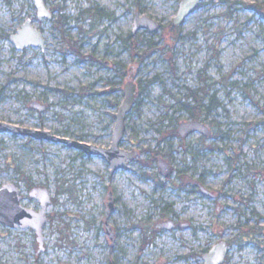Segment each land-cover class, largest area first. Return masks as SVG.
<instances>
[{"label": "rangeland", "instance_id": "374dc122", "mask_svg": "<svg viewBox=\"0 0 264 264\" xmlns=\"http://www.w3.org/2000/svg\"><path fill=\"white\" fill-rule=\"evenodd\" d=\"M179 1L44 0L47 21L32 0H0V122L108 148L131 81L119 146L137 152L110 174L98 155L0 131V187L14 183L34 211L31 188L51 197L43 250L30 228L0 224V264H203L220 241L222 264H264V0H204L174 27ZM136 12L157 20L156 32L132 34ZM27 18L43 50L11 43ZM202 87L210 108L191 118L182 104ZM193 119L211 137H180L179 125ZM165 222L174 228L157 226Z\"/></svg>", "mask_w": 264, "mask_h": 264}, {"label": "water", "instance_id": "95a60500", "mask_svg": "<svg viewBox=\"0 0 264 264\" xmlns=\"http://www.w3.org/2000/svg\"><path fill=\"white\" fill-rule=\"evenodd\" d=\"M204 0H180L177 5V11L172 18V25L178 27L182 25L187 17L198 9L200 2ZM35 8L37 20L45 19L50 20L53 16L52 12L47 8V4L44 0H32ZM261 18L264 21V9L261 12ZM20 27L16 30V33L10 34V41L16 49H25L28 47L45 48L44 37L41 30L34 27L31 24V19L27 18ZM159 27L157 20H154L148 16L140 15L138 12L133 17L132 34H135L140 29L156 32ZM135 90L136 85L131 81H127L122 91V100L117 105L116 113L114 114L115 122L112 127L111 144L108 148L95 146L88 143H82L79 141H73L67 138H60L55 135H51L47 131H39L34 129H28L24 127H17L13 124H7L0 122V131L12 132L16 135H24L33 137L35 139H46L51 142L66 144L72 149H77L84 152L86 155L100 156L109 163V173L113 174L119 168H125L128 162L137 155L136 151H124L120 148L121 139L125 134V121L126 116L132 110L135 102ZM33 108L42 111L45 109V105L39 104L35 101L31 103ZM196 132L202 136L211 137V131L208 125L203 124L200 120L193 119L189 122H182L178 128V134L180 137H186L189 134ZM158 160V167L162 171L163 176H167L171 173L170 167L166 162L160 158ZM20 189L16 187L14 183H7L0 187V224L10 228L16 226L25 229L30 228L35 233V240L38 241V250H43V227L47 224L48 219L45 218L46 206L51 202L47 188L34 187L28 191V195L31 198H36L39 201V211L23 207L21 205ZM105 227L108 237L112 240V234L110 232V226H108L109 215L113 210V197L110 193L106 202ZM160 228H173L171 222H165L164 224L157 225ZM227 247L224 241H220L212 246L207 254L203 256V264H222L227 256Z\"/></svg>", "mask_w": 264, "mask_h": 264}, {"label": "trees", "instance_id": "16d2710c", "mask_svg": "<svg viewBox=\"0 0 264 264\" xmlns=\"http://www.w3.org/2000/svg\"><path fill=\"white\" fill-rule=\"evenodd\" d=\"M245 8L254 11L256 13H260L262 10V6L256 3H252V4H243ZM100 15L102 12H99ZM200 93H202V97H198L197 93H195V91H191V93H189L186 97L187 99H190L192 105L188 104V103H183V108L189 113V115H191V118H198L200 116H202L203 112H206L207 110H209V105L205 106L204 104H202V98L205 94L204 92V88L202 87L200 90ZM197 92V91H196Z\"/></svg>", "mask_w": 264, "mask_h": 264}, {"label": "flooded vegetation", "instance_id": "af4514ba", "mask_svg": "<svg viewBox=\"0 0 264 264\" xmlns=\"http://www.w3.org/2000/svg\"><path fill=\"white\" fill-rule=\"evenodd\" d=\"M53 17V16H52ZM157 167H158V160H157ZM159 168V167H158ZM160 170V169H159ZM172 171V170H171ZM161 174H162V171H161ZM169 175V174H168ZM167 175V176H168ZM163 176V175H162ZM172 223V222H171ZM173 224V223H172ZM174 225V224H173ZM173 228H174V226H173ZM110 232H111V234H112V237H113V232H112V229L110 228ZM107 234V233H106ZM110 238V237H109ZM111 240V239H110ZM114 240V237L112 238V240H111V242ZM225 261V260H224Z\"/></svg>", "mask_w": 264, "mask_h": 264}]
</instances>
